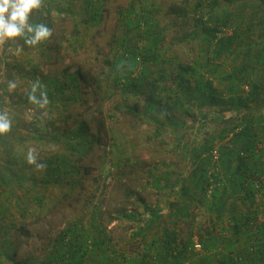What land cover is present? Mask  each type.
I'll return each mask as SVG.
<instances>
[{
	"label": "trees",
	"instance_id": "obj_1",
	"mask_svg": "<svg viewBox=\"0 0 264 264\" xmlns=\"http://www.w3.org/2000/svg\"><path fill=\"white\" fill-rule=\"evenodd\" d=\"M141 1L137 0L136 3ZM43 2L46 11L38 7V13L28 29H23L27 31L25 33L15 23L13 37L19 40L24 51H29L26 49L29 46L39 47L36 53L44 62L58 64L62 60V44L69 41L67 36L81 39L80 34L83 35L85 31L81 40H86L85 36L95 39L106 24L105 0H86L82 10L75 9L68 0ZM136 3L132 4V9L120 12L122 35H107L108 53H114V61L110 62L108 58L106 61L112 67L113 85L120 87L123 94L136 97L144 96V93L147 94L145 89L149 90L146 112L151 120L149 116L147 119L157 127L154 132L156 136L162 135V129L169 127L177 133L178 139L183 138L197 122L208 131L194 148L186 143L183 145L187 174L179 183L181 202L185 203H171V206H166L170 212L164 215L162 208L154 209L138 197L144 214L124 208L115 215L137 223V234L144 245L143 260L139 259L142 263L264 264V199L261 205L256 204V196L259 193L264 196V121L263 118L256 120L255 116L246 115L250 112L249 103H259L258 100L264 96V0H196L191 11L177 9L174 12L175 21L170 27L180 26L186 32L187 39L184 40L193 43L200 40L203 55L192 62H178L176 66L174 63L177 59L173 57L163 61L164 55L160 50L163 33L159 24L156 26L151 22V12L147 6L138 9ZM191 14L194 19H189ZM55 16L65 22L56 26L52 23L56 20ZM67 17L73 18L74 30L66 29ZM191 26L193 29L186 31ZM56 28L61 31L55 35ZM132 29H138L135 38L130 37ZM225 31H229V35ZM81 46H73V51H78ZM27 72L28 76H22L25 80H36L40 73L41 77L44 75L39 68ZM160 80L165 86L168 85L163 89H171V102L157 98L159 88L155 85ZM213 80L225 84L228 93L224 95L228 99L214 89ZM44 84L45 97H42V101L48 99L49 110L66 116L56 120L55 125L54 121L51 122L49 128L54 126L57 132L62 129L63 139L67 142L64 148L69 155L55 154L45 160L42 164L43 180L31 185L34 188L45 185L59 189L56 191V204L48 205L46 210L58 209L68 202V207H72V199L85 185L86 176L91 171V167L85 163L88 155H93L98 147L105 151L108 147V133L102 113L99 117L93 116L90 112H93V107L88 103L87 93L82 90L83 84L93 89L94 93L100 92L101 87L88 72L70 66L56 72ZM245 87L249 88L246 96L242 95ZM77 106L87 109L77 114ZM193 108L201 111L200 118L192 113ZM118 110L140 116L137 105L133 109L120 105ZM227 113L233 114L232 119L225 118ZM230 133L233 138L227 141ZM37 137L46 140L41 134H37ZM217 140L226 144L219 147V156L215 161L212 153ZM59 143L58 137L50 142ZM5 144L3 142L2 148ZM13 162L0 161L1 194L7 186L12 188L28 181L10 171L9 167H17ZM189 169L193 171L188 174ZM160 180L154 179L156 188ZM82 194L81 190L78 196ZM134 195L130 194V199ZM35 200L43 205L42 197ZM193 204L198 205L203 211L202 216L207 218L197 227L191 214ZM5 211L0 195L1 223L8 215L4 214ZM22 212V221L0 225V264H90L96 261L93 259L97 249L100 252L96 256L98 263H135L136 259L124 262L114 249L111 250L113 256L107 252L111 249V241L104 223L93 222L92 228L85 231L80 221L60 231L58 237L49 238V252L41 261L40 257L21 249L26 241L37 237L36 230L29 228L33 224L30 218H35L34 223L39 224L54 212L50 210L45 215H32L30 209H23ZM145 215L148 217L143 219ZM141 219L143 224L139 222ZM163 219L167 220V224L161 222ZM183 226L185 235L181 233ZM156 232L160 233L156 235ZM196 244L201 246L200 251L195 250Z\"/></svg>",
	"mask_w": 264,
	"mask_h": 264
},
{
	"label": "rangeland",
	"instance_id": "obj_2",
	"mask_svg": "<svg viewBox=\"0 0 264 264\" xmlns=\"http://www.w3.org/2000/svg\"><path fill=\"white\" fill-rule=\"evenodd\" d=\"M68 1L73 3L75 9L82 10L86 0ZM136 2L137 0H105L107 9L105 13L106 24L100 30V35H97L95 39L85 36L86 40H81L85 31H83V35L80 34L81 39L67 36L69 41L62 44L63 58L58 64H55L53 61L44 62L40 55L36 53L39 49L37 46L33 48L29 46L26 48L29 51H24L21 44H19V40H15V37H13L15 23L24 32L23 29H28L38 13V7L46 11L43 0H35L34 2L32 0L1 1L0 42L3 40V43L0 45V138L2 137L0 140V161L12 163L17 159L16 162H13L17 167H9V169L18 178L28 179V181L24 184H17V186L13 185L12 188L10 187L11 189L7 186L6 190L2 194L0 193L6 208L4 214L14 215L12 217L5 215L6 219L3 223H1L0 218V225L22 221L23 209L24 211L30 209L29 213L32 215L37 213L45 215L52 210L54 214H49L39 224L34 223L33 219L35 218H30L33 224H30L29 228L36 230L37 237L26 241L21 249L40 257L41 261L45 260L49 252L47 247L49 238L58 237L60 231L80 221L85 231L91 229L96 222L104 223L107 227L108 238L111 241V249L107 252L113 256L111 250L114 249L124 262L136 259L134 264H141L142 262L139 259L143 260L144 245L137 234V223L124 217H117L115 213L125 208V210H137L144 214L143 211L145 210L142 206H139L138 197L144 199L150 207H155L154 209H164V215L168 209L166 206H171V203H185L181 202V184L179 183L187 174L186 164L183 161V145L186 143L194 148L208 130L197 122L192 129L185 133L183 138L178 139L177 133L172 132L169 127L165 130L163 128V134L156 136L154 132L157 127L153 124V121H150V114L146 112V99L149 90L145 89L147 94L144 93V96L140 95L138 97L132 94H123L120 87L113 85L111 81V77L114 75L112 67L106 62L107 58L110 62L114 61V53H108L107 35H122L120 12L129 10V8L132 9V4ZM195 4L196 0H142L141 3H136L138 9L141 6H147L151 12V22L156 26L159 24V29L163 33L160 45L161 53L164 55L163 61H166L168 57H173L177 59L174 63L176 66L178 62H192L198 56L203 55V45H201L200 40L197 39L198 41L196 40L194 43L184 40L187 39L186 32H183L180 26L170 27L172 21H175L176 14L174 12L177 9L185 8L191 11ZM54 18L56 20L52 23L61 26L64 20L57 16ZM67 18L66 29L69 31L74 30L73 18ZM190 18L194 19L192 14L189 16ZM177 21L179 22V20ZM9 22H11V28L6 33ZM192 29L193 26L189 27L188 30L186 28V31ZM54 31L56 35L61 30L56 28ZM227 33L229 35V31ZM137 35L138 29L130 31V37L135 38ZM75 45L82 46L74 52L73 46ZM67 66L80 67L83 72H88L97 79L98 86L101 87L100 92L94 93L93 89L87 88L84 84L82 90L85 94L87 93L88 103L93 107V112L90 111L94 114L93 116L99 117L100 112L102 113L101 117L106 122L108 133L106 140L108 147L106 151L104 148L98 147L93 155H88L85 163L91 167V171L86 176L85 185L81 188L83 194L79 197V191L81 190H78L72 199L74 205L68 207L70 205L68 202L57 207L58 209L46 210L48 205L54 206L56 204V191H59V189L45 185L34 188L31 183L43 180L42 164L45 160L55 154L68 156L69 153L64 148L67 142L63 139L62 129L59 133L55 131L54 126L49 128L51 122L54 121L53 125H55L56 120L63 119L66 116H63L60 112L49 110L48 99L42 101V97H45L44 83L45 81L48 82L56 72ZM175 66L173 65V67ZM33 68L41 69L44 75L41 77L40 73L36 80L23 79L22 76H28L27 71H33ZM154 70L159 71L158 68H154ZM155 87L159 88L157 98L171 102V89L168 88L167 91L163 89L168 85L165 86L164 82L160 80ZM213 87L220 94H223L225 99L229 98L224 95L228 93L225 84L213 80ZM247 91H249V88L245 87V92L242 95L246 96ZM258 101L259 103H249L250 112L246 115L255 116L256 120L263 118L264 121V96L262 95ZM164 103L166 104V102ZM120 105L132 109L133 106L137 105L138 110L140 109V116L136 117L124 110L119 111L118 107ZM75 108L77 114L87 109L78 106ZM192 113L197 118L202 115L198 108H193ZM148 116L150 120L147 119ZM232 117L233 114L231 113L225 115L226 119H232ZM56 125H59V123H56ZM36 133L46 137V140L38 138ZM216 135L218 136V133ZM54 137H58L59 144H50ZM232 138L233 134L230 133L226 140L230 141ZM3 142L6 143L4 148H2ZM223 143H218L217 140L214 154L212 153L215 161H217L216 157L219 156V153H217L219 147L224 145ZM6 151H8V154ZM192 171L193 169H189L188 174ZM155 178L161 179L158 188L153 185ZM132 193H135V195L131 196L130 199ZM37 197L43 198V205L37 204L35 200ZM263 199L264 196L259 193L256 196V204L261 205ZM191 207H194L191 214L196 227L198 223L206 222L207 218L205 215L202 216L203 211L201 208L196 204ZM146 217L148 216L145 215L143 219ZM110 219L114 220L110 222ZM143 219L139 221L141 224L144 223L142 222ZM166 221V219H163L161 222L166 223ZM158 233L160 232H156V235ZM181 233L185 235L184 226ZM99 254V249L95 250L93 260L96 261H92L90 264H101L96 259ZM3 264L11 263L4 262Z\"/></svg>",
	"mask_w": 264,
	"mask_h": 264
},
{
	"label": "water",
	"instance_id": "obj_3",
	"mask_svg": "<svg viewBox=\"0 0 264 264\" xmlns=\"http://www.w3.org/2000/svg\"><path fill=\"white\" fill-rule=\"evenodd\" d=\"M10 28H11V22H9L7 24V31H6V33L10 30ZM5 36H6V34H5ZM1 43H3V40L0 42V45H1Z\"/></svg>",
	"mask_w": 264,
	"mask_h": 264
},
{
	"label": "built area",
	"instance_id": "obj_4",
	"mask_svg": "<svg viewBox=\"0 0 264 264\" xmlns=\"http://www.w3.org/2000/svg\"><path fill=\"white\" fill-rule=\"evenodd\" d=\"M216 158H217V157H216ZM195 250L200 251V250H201V246H200L199 244H196V245H195Z\"/></svg>",
	"mask_w": 264,
	"mask_h": 264
},
{
	"label": "crops",
	"instance_id": "obj_5",
	"mask_svg": "<svg viewBox=\"0 0 264 264\" xmlns=\"http://www.w3.org/2000/svg\"><path fill=\"white\" fill-rule=\"evenodd\" d=\"M166 211H165V214H168L170 212L169 209H167ZM162 212H164V209L162 210Z\"/></svg>",
	"mask_w": 264,
	"mask_h": 264
}]
</instances>
